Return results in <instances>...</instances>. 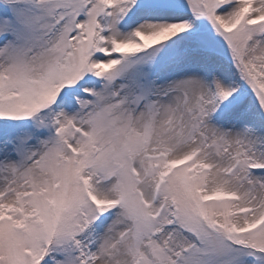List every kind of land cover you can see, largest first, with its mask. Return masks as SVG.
<instances>
[{"label": "snow or ice", "instance_id": "snow-or-ice-1", "mask_svg": "<svg viewBox=\"0 0 264 264\" xmlns=\"http://www.w3.org/2000/svg\"><path fill=\"white\" fill-rule=\"evenodd\" d=\"M0 264H264V0H0Z\"/></svg>", "mask_w": 264, "mask_h": 264}]
</instances>
